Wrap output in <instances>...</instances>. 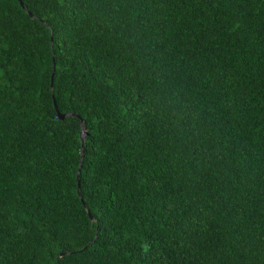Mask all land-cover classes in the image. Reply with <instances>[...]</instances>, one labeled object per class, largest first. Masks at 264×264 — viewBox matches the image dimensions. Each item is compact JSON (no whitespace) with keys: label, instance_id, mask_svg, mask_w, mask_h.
Masks as SVG:
<instances>
[{"label":"trees","instance_id":"16d2710c","mask_svg":"<svg viewBox=\"0 0 264 264\" xmlns=\"http://www.w3.org/2000/svg\"><path fill=\"white\" fill-rule=\"evenodd\" d=\"M20 1L0 264H264V0Z\"/></svg>","mask_w":264,"mask_h":264},{"label":"water","instance_id":"95a60500","mask_svg":"<svg viewBox=\"0 0 264 264\" xmlns=\"http://www.w3.org/2000/svg\"><path fill=\"white\" fill-rule=\"evenodd\" d=\"M17 1H18L19 4L21 5V1H20V0H17ZM27 14H28V16H30V17L33 16L30 12H27ZM52 72H53V66H52ZM51 75H52V73H51ZM50 85H51V83H50ZM52 102H53V108H54V110L56 111V116H57L58 119H63V118L66 117V116H76V117H78V115H77V114H74V113H60V112L57 110V108H56V105H55L54 100H53ZM80 128H81V130H80V144H81V146H82L83 136L85 135V133L83 132L84 124H83V121H82L81 119H80ZM81 156H82V150H81V152H80V158H81ZM80 163H81V161L79 160V165H80ZM78 169H79V166H78ZM86 211H87V210H86ZM87 213H88V212H87ZM89 218L92 219L91 216H89Z\"/></svg>","mask_w":264,"mask_h":264}]
</instances>
